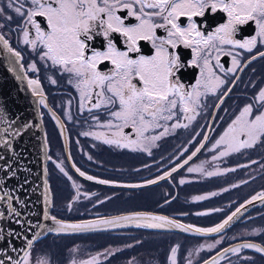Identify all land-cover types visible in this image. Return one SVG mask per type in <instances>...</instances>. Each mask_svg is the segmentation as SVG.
I'll list each match as a JSON object with an SVG mask.
<instances>
[{
  "label": "snow or ice",
  "instance_id": "snow-or-ice-1",
  "mask_svg": "<svg viewBox=\"0 0 264 264\" xmlns=\"http://www.w3.org/2000/svg\"><path fill=\"white\" fill-rule=\"evenodd\" d=\"M29 2L30 7L25 9V4ZM7 8L14 11L15 15L22 19L23 23L19 26V31L22 33L21 42L33 51L39 48V60L43 62L44 67L47 68L48 61H50L53 68L62 74L67 73L69 75L68 83L75 87L80 95V111L82 113L87 111L89 117L101 128H115L116 131L112 133V136L119 138H108L103 134L87 131L82 132L81 135H91L94 139L109 145L130 147L132 151L147 150L145 141L155 147V142L170 131L187 128L188 124L183 123V120L191 123L196 119L199 115L197 108L202 103L200 98L216 94L217 90L226 83L225 79H222L214 71L216 67L223 70L224 66L220 64L221 55L232 57L233 67L228 68L227 72H236L237 70L242 72L246 65H243L240 60L241 53L229 49H243L252 53L258 43L264 45V0H7ZM118 9H127V17H134L137 22L126 23L124 17L117 15ZM218 9L227 14V21L215 27L214 30L205 32L193 21V17H204L206 10L216 13ZM183 16L187 17V27L178 23V19ZM0 17H4L8 21L13 19L11 15L4 16L3 8H0ZM35 17L46 18L47 30L42 28L41 24L34 19ZM249 21L255 22L258 29L256 34L243 40L234 38L237 33V26L244 25ZM3 27L4 24L0 23V28ZM31 28L35 29V38H29ZM157 29H163L167 36L158 35ZM113 34H119V37L123 39L114 42ZM94 36H102L105 42L104 51L89 47L88 42L93 41ZM139 41H151L152 48L155 50L154 54H139L133 58L132 53L141 52ZM121 43L125 46V50H120L118 47ZM180 44L191 49L192 57L189 63L198 66L201 72V78L197 80L191 90H185L186 86L180 83L179 79H176V73L181 71L185 65L181 63L180 56L170 49H176ZM0 46L15 57L16 64L21 63L23 59L21 52L11 48L9 41L3 35H0ZM89 52L90 54H88ZM258 55L264 58V51H260ZM256 59L257 55L251 56V60ZM213 60L216 61L215 64L212 63ZM100 62H110L111 69L107 72L97 70V65ZM9 70L12 71L13 69ZM21 70H25L23 65H21ZM26 71L36 73L39 68L33 62L27 65ZM25 79L33 96L40 97L39 103L44 104L45 98L39 78L25 77ZM238 79L239 76L232 83L235 84ZM48 80L53 85L57 84V80L51 76L48 77ZM230 92L231 88L223 92V96L220 97L221 103L223 97H226ZM254 104L264 109V87L259 89L254 98ZM220 106V103L216 104L217 108ZM252 113L253 104L246 105L228 125L224 134L212 146L213 149H218L224 145V151L214 155L213 160L226 156L229 152H239L241 149L251 148L264 137V111H260L254 117ZM101 114L108 115L109 119L101 123ZM65 116H68L67 112H65ZM68 118L71 119L70 116ZM174 118L176 122L172 123L169 128L167 122ZM114 121L117 123H113ZM161 121L165 123L162 124ZM14 123L15 121L12 122V124ZM12 124L6 130L7 135L11 138L20 136L25 129L32 127L31 123L25 122L15 131H12ZM125 127H131L135 130V140L128 139V136L122 131ZM156 128H163V131L159 135H144L149 129ZM0 135H3V131H0ZM197 135L200 134L197 133ZM241 136L244 139H240ZM204 139L207 140L208 136L205 135ZM0 143L10 146L11 139L0 140ZM203 147L205 145L201 143L200 147H197L183 161V164H188ZM56 167L67 176L61 164L57 163ZM177 167H183V165L177 164ZM177 167H173L171 172H165L157 179L164 180L171 176L173 172H176ZM241 167H247V165H241ZM77 171L80 176L89 181L95 180L99 184L110 183L107 180H97L90 175L86 176L79 169ZM188 171L202 170L189 168ZM225 171L231 172L235 169L229 168ZM5 174H8L7 170H5ZM219 174L221 173L218 171L206 172L207 176ZM11 175L14 177L16 173L13 171ZM157 179L148 180L146 183L155 184ZM180 183L183 184L184 181L181 180ZM73 186L77 187L76 185ZM140 186L126 185V187ZM212 195L214 196L216 193H212ZM205 198L204 196L195 197L197 200ZM5 199L8 200L9 204L8 215L19 216V213L11 207V194L7 190H3L0 194V200ZM257 200L264 204V192L256 193L245 204L237 207L227 219L215 227L206 229L190 224H181L165 216L144 213L67 223L55 216H50L45 211L44 219H50L56 225L55 228H47L45 231L57 234L96 232L106 230L108 227H123L134 223L137 227L145 228L164 229L172 227L182 232L220 233L241 212V209ZM45 202L51 207V199L46 198ZM17 203L23 204L22 201H17ZM68 208L71 210V202L68 204ZM215 211L219 212L220 209H215ZM196 215L202 216L206 213L198 212ZM16 223L20 224V221L17 220ZM37 226L43 228V225H29L33 228ZM7 235L11 237L17 234L9 231ZM39 236L40 233L37 232L34 238ZM2 239L3 237H0V240ZM219 243L220 240H217L216 244ZM5 244L6 247L12 248L10 243L5 242ZM32 246L33 239H28L25 248L29 249ZM178 247L177 245L170 249L167 264H177ZM208 247L211 249L215 245ZM202 248L201 245L195 251L199 252ZM245 248L254 249L257 253L264 255V246L252 243L224 248L223 253L218 255L239 254L241 249ZM75 251L77 249L73 248L72 252ZM191 255L190 252L189 256ZM242 259L251 260L252 258L242 257ZM0 264H5V261L0 259ZM8 264H30L29 252L25 250L20 259H13L9 256ZM39 264H49V261L41 260ZM72 264H77V262L73 260ZM82 264H99V262L93 257L89 261L82 262ZM129 264L132 262L130 261ZM188 264H192L190 259ZM203 264H217V258L214 256L211 260H204Z\"/></svg>",
  "mask_w": 264,
  "mask_h": 264
},
{
  "label": "flooded vegetation",
  "instance_id": "flooded-vegetation-1",
  "mask_svg": "<svg viewBox=\"0 0 264 264\" xmlns=\"http://www.w3.org/2000/svg\"><path fill=\"white\" fill-rule=\"evenodd\" d=\"M28 7H30V2L25 4V9ZM0 8L4 9V16L11 15L13 17L11 21L0 17V23L4 24V27L0 28V35L5 36L11 48L21 52L23 59L20 64L25 69L23 70L24 75L31 79L39 78L44 93L45 103H39L40 97H38V103L48 150L47 182L49 183L50 194H52L50 212L52 216L62 220L87 221V219L145 211L167 215L184 224L206 229L209 227L207 225L211 219L215 220V214H218V216L222 213L225 214V217L220 221L222 222L237 207L245 204L255 195L254 193L251 197L242 201L241 188L248 187L249 190L251 189L256 193L264 190V151L261 150L264 137L251 148L241 149L239 152H229L228 155L217 160L212 159L214 155L224 151V145H221L218 149H213V144L220 139L228 125L246 105L253 104V117L259 114L260 111H264V109L254 104V98L259 89L264 87V58L258 55L260 51H264V45L258 43L252 53H248L243 49H229L241 53L240 60L243 65H246L242 72L239 70L227 72L228 68L233 67L232 57L221 55L220 64L224 66L223 70L216 67L214 71L222 79H225L226 83L217 90L216 94L200 98L202 103L197 108L199 115L196 119L191 123L183 120V123L188 124L187 128L170 131L155 142V147L145 141L147 150L132 151L130 147L109 145L94 139L91 135H81L82 132L87 131L103 134L108 138H119L112 136V133L116 131L115 128H101L89 117L87 111L83 113L80 111V95L76 88L68 83L69 75L67 73L62 74L56 68H53L50 61H48V67L45 68L43 62L39 60V48L33 51L21 42L22 33L19 31V26L22 25L23 21L15 15L14 11L7 8V0H0ZM117 15L124 17L126 23L137 22L134 17H127V9H118ZM34 19L41 24L42 28L47 30L46 18L35 17ZM193 21L198 24L199 28L207 32L214 30L221 23H225L227 14L219 9L216 13L206 10L204 17H193ZM159 22L162 23V21ZM178 23H181L183 27H187V17H180ZM257 30L255 22L249 21L244 25L237 26V33L234 38L241 40L250 38L256 34ZM156 31L158 35L167 36L163 29H157ZM29 38H35L34 28H31ZM112 39L115 42L123 38L119 37V34H113ZM104 43L102 36H94V40L88 42L90 48L94 47L101 51L105 50ZM138 43L141 52L132 53L133 58L139 54H154L155 50L152 48L151 41H139ZM118 47L120 50H125L122 43ZM170 51L180 56L181 63L185 65L181 71L176 73V79H179L180 83L186 86L185 90H191L192 86L201 78L200 68L189 63L192 57L191 49L180 44L176 49H170ZM252 55H257V59L251 60ZM249 61L251 62L249 63ZM33 62L37 64L39 71L29 73L26 71L27 65ZM212 63L215 64L216 61L213 60ZM111 67L110 62H100L97 65V70L107 72ZM49 76L57 80V84H51L48 80ZM237 76H239V79L233 84L232 81ZM134 82L139 83L138 81ZM228 88H231V92L223 97L221 103L220 97ZM244 100H247L246 104H239ZM218 103L221 105L219 108L216 107ZM65 112L68 113V116H65ZM69 116L71 119L68 118ZM108 119V115H100L101 123ZM175 122L174 118L168 121L167 125L170 128L171 124ZM113 123L117 122L114 121ZM160 123L165 122L161 121ZM122 131L128 136L129 140L136 139L135 130L131 127H125ZM161 131H163V128L149 129L144 135H159ZM197 133L200 135H197ZM205 135L208 136L207 140L204 139ZM240 139H244V137L241 136ZM178 142L182 145L179 146ZM201 143L205 147L188 164H183V161L197 147H200ZM57 163L61 164L67 176L56 167ZM177 164L183 165V167H177ZM241 165H247V167H241ZM173 167H177V170L171 176L166 177L164 180L157 179L165 172H171ZM189 168L201 169L202 171L189 172ZM229 168H234L235 171H225ZM77 169L84 172L86 176L90 175L97 180H107L110 183L99 184L95 180L89 181L80 176ZM208 171H218L221 174L207 176L206 172ZM152 179H157V183H146ZM181 180L184 181L183 184L180 183ZM245 181L247 182L245 183ZM126 185L141 186L138 188L126 187ZM233 185H236V187H233ZM212 193H216V195L213 196ZM198 196L206 198L203 200L195 199ZM70 202L72 203L71 210L68 208ZM133 204L141 207V209H133ZM215 209H220V211L217 212ZM198 212L206 213V215L198 216L196 215ZM263 215L264 206L251 211L238 224L230 228V231L252 220H258L261 223L264 220ZM108 229H110L109 232L113 231L118 234L141 235V233H144L148 235L154 232L158 234H169L170 232L166 228L137 227L134 223L123 227H108L103 231L107 232ZM230 231L220 236H228L230 234L227 233ZM189 238L192 239L193 237ZM194 239L197 238L192 240ZM246 241L255 242L262 246L260 242H264V225L253 236L245 233V237L238 239L224 238L220 242L222 245L219 246V250H215L210 256L202 257L199 262L193 260L195 257L193 258L192 255L187 258L177 255V264H188L189 259L192 260V264H201L204 260H209L210 257L219 253L220 250L232 244ZM216 248L218 247L216 246ZM246 251L254 252L247 248ZM228 254L230 253L218 257L217 264H248L247 260L242 259L247 255V252L242 255L226 257ZM200 255L202 256L204 253L200 252L196 257ZM149 262V264H167V257L150 258Z\"/></svg>",
  "mask_w": 264,
  "mask_h": 264
},
{
  "label": "water",
  "instance_id": "water-1",
  "mask_svg": "<svg viewBox=\"0 0 264 264\" xmlns=\"http://www.w3.org/2000/svg\"><path fill=\"white\" fill-rule=\"evenodd\" d=\"M9 69L13 70L10 71ZM25 77L23 70H21V64H16L15 57L0 46V131H3V135H0V140L11 139L10 146L0 143V157H2V159H0V194H2L3 190H7L11 194V207L15 209V212L19 213V216H9L8 200H0V214H2L0 215V237H3V239L0 240V259L4 260L5 264H8L9 256L13 259H20L25 250L29 252L34 244L44 240V237L47 235L54 233L45 231L47 228L56 227L50 219H44L45 211L52 216L50 213L52 205L49 207L45 202L46 198L52 201V194H50L49 183L47 182V164L49 162L48 150L38 96H33L32 90L28 87ZM5 121H8V123H5ZM13 121H15L14 124H12ZM25 122L31 123L32 127L30 129H25L18 137L11 138L7 135L6 130L9 129L10 124H12L11 130L15 131L16 128H19ZM5 170L8 171L7 175L5 174ZM13 171L16 173L14 177L11 175ZM45 185H47V187H45ZM17 201H22L23 204L17 203ZM262 206H264V204L259 200L252 204H247L220 233L200 234L195 231L182 232L172 227L166 229L186 237L189 236L197 239L215 238L230 231V228L238 224L243 217L255 209L262 208ZM136 213L159 215L154 212L149 213L142 211L101 217L98 219L127 216ZM159 216H165L184 224L167 215ZM17 220L20 221V224L16 223ZM59 220L67 223L81 222V220ZM88 220L97 219H87V221ZM29 225H43V228L39 226L33 228L29 227ZM9 231L17 235L10 237L7 235ZM37 232L40 233V236L34 238ZM28 239H33V246L26 249L25 245ZM5 242L10 243L12 248L6 247ZM243 243L252 242L246 241L236 243L228 247ZM252 244L258 243L253 242ZM219 253H223V249L220 250ZM219 253L212 257H220L221 255H218ZM212 257H210L209 260H211Z\"/></svg>",
  "mask_w": 264,
  "mask_h": 264
},
{
  "label": "rangeland",
  "instance_id": "rangeland-1",
  "mask_svg": "<svg viewBox=\"0 0 264 264\" xmlns=\"http://www.w3.org/2000/svg\"><path fill=\"white\" fill-rule=\"evenodd\" d=\"M246 102L247 100H244L239 102V104L244 105ZM178 144L179 146L182 145L180 142H178ZM261 150L264 151V142L261 143ZM261 192H264V190ZM254 193L256 194L255 191L249 190L248 187L241 188L242 201L251 197ZM132 207L133 209H141V207L135 206L134 204ZM214 216H216V218L213 217L215 219L214 221L211 219L210 223L207 225V227L209 226L208 228L215 227V225L221 223L220 221L225 217V214L222 213L219 216L215 214ZM263 225L264 220L261 223L258 220H252L246 224H241L237 228L235 227L227 233L230 234L228 236L198 241L191 239L185 240L179 235H174L172 233L158 234L154 232L148 235L144 233H141V235L127 233L118 234L113 231L109 232L111 228L108 229L107 232L96 231L59 234L54 232L51 233V236L44 237V240H42L43 242H40L39 245H35L30 249L29 259L30 264H39V261L45 259L49 261V264H72L73 260H75L77 264H82V262L89 261L93 257L96 258L99 264H129L130 261L132 264H149L150 258L161 256L168 257L170 249L178 245L176 257L177 255H181L187 258L191 252L192 257H195L193 260L199 262L202 257L210 256L215 250H219V246L222 244H216L217 240L221 242L224 238L238 239L245 237V233L253 236V233H256ZM137 241H139V243H137ZM201 245L203 248L199 252H196L195 250L200 248ZM209 245H215V247L209 249ZM216 246L218 248H216ZM73 248H76L77 251L72 252ZM251 250L261 255L254 249ZM200 252H203L204 255L196 257ZM245 252H247L246 248L241 249L239 254L230 253L226 257L242 255ZM244 257H247V255ZM261 257L260 259L264 260V255H261ZM258 261L260 262V260Z\"/></svg>",
  "mask_w": 264,
  "mask_h": 264
},
{
  "label": "trees",
  "instance_id": "trees-1",
  "mask_svg": "<svg viewBox=\"0 0 264 264\" xmlns=\"http://www.w3.org/2000/svg\"><path fill=\"white\" fill-rule=\"evenodd\" d=\"M169 233H171V232H169ZM172 234H174V235H176L175 233H172ZM52 234H49L47 237H49V236H51ZM177 235H179V234H177ZM180 237H182L183 239H185V240H187V239H190L189 237H185V236H181V235H179ZM46 239H48V238H46ZM193 239V238H192ZM191 239V240H192ZM195 241H198V240H202L201 238H198V239H194ZM40 242H43V241H40ZM40 242H38V243H36L35 245H39L40 244ZM261 244H262V246H264V242H260ZM34 245V246H35ZM33 246V247H34ZM32 247V248H33ZM31 248V249H32ZM164 255V254H163ZM247 257H251L252 259L251 260H247V262H248V264H260L261 263V261H262V263L261 264H264V260H261L262 259V257H261V255H258V254H256L255 252H251V251H247ZM260 257H261V259H260ZM258 260H260V262L258 261Z\"/></svg>",
  "mask_w": 264,
  "mask_h": 264
}]
</instances>
